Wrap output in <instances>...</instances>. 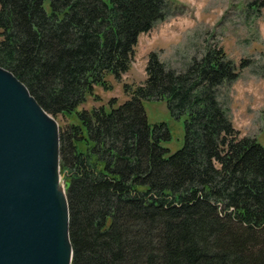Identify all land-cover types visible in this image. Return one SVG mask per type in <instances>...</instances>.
I'll use <instances>...</instances> for the list:
<instances>
[{"label":"trees","instance_id":"1","mask_svg":"<svg viewBox=\"0 0 264 264\" xmlns=\"http://www.w3.org/2000/svg\"><path fill=\"white\" fill-rule=\"evenodd\" d=\"M167 17V0H0V67L62 120L72 264H264V147L240 137L217 100L238 78L222 50L183 72L150 52L123 103L83 107ZM151 99L186 116L174 153L161 145L166 125L147 122Z\"/></svg>","mask_w":264,"mask_h":264},{"label":"rangeland","instance_id":"2","mask_svg":"<svg viewBox=\"0 0 264 264\" xmlns=\"http://www.w3.org/2000/svg\"><path fill=\"white\" fill-rule=\"evenodd\" d=\"M45 8L49 11L48 2ZM167 11L165 20L139 36L128 72L119 82L108 78L109 91L95 87V97L83 107L106 106L111 100L115 106L123 103L128 98L124 85L144 83L150 52L167 68L183 72L208 48L222 50L236 66L238 78L217 88V100L239 136L264 147V0L256 5L250 0H167ZM142 106L151 127L163 123L169 131L170 140L162 141V147L169 153L181 149L186 116H173L165 99L144 100ZM56 121L62 125V120Z\"/></svg>","mask_w":264,"mask_h":264},{"label":"water","instance_id":"3","mask_svg":"<svg viewBox=\"0 0 264 264\" xmlns=\"http://www.w3.org/2000/svg\"><path fill=\"white\" fill-rule=\"evenodd\" d=\"M59 125L0 67V264H72Z\"/></svg>","mask_w":264,"mask_h":264}]
</instances>
